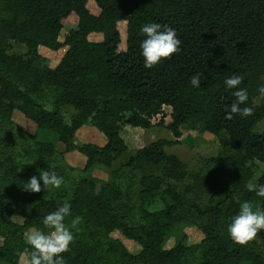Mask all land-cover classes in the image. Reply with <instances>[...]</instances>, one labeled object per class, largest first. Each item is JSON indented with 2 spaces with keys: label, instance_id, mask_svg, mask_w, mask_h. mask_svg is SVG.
Returning a JSON list of instances; mask_svg holds the SVG:
<instances>
[{
  "label": "trees",
  "instance_id": "trees-1",
  "mask_svg": "<svg viewBox=\"0 0 264 264\" xmlns=\"http://www.w3.org/2000/svg\"><path fill=\"white\" fill-rule=\"evenodd\" d=\"M89 2L98 15L90 12ZM72 17L77 27L61 41L64 21ZM122 21L127 23L124 51L118 28ZM147 22L174 28L181 41L177 52L152 68L144 67L140 54V27ZM92 35L101 39L92 40ZM13 44L25 46L27 53H10ZM63 48L66 52L54 67L41 54ZM196 73L199 87L190 84ZM233 73L244 77L239 87L247 88L249 98L241 107L252 111L229 119L226 106L235 98L223 82ZM261 84L264 0H0V126L10 124L18 112L72 151L76 133L91 125L105 143L80 148L87 157L86 171L110 168L128 155V168L141 177L142 200L154 199L165 187L174 202L160 211H142L143 222L132 225L118 212L122 191L115 181L110 188L115 199L111 192L101 195L92 179L76 182L70 196L49 193L42 182L41 191L34 193L23 187L36 174L8 165L0 177V261L21 264L24 258L29 264L32 249L25 232H47L43 216L67 201L71 214L65 223L77 215L82 220L69 251L61 254L65 264H264V230L246 245L234 243L226 230L242 202L264 210V197L246 188L258 175L256 184H264V170L255 163H264V130H256L264 121V97L260 105L255 103ZM44 91L57 107L48 109L37 100ZM62 106L75 111L70 123ZM164 106L172 109L167 128L176 141L191 120L222 138V151L206 160V172L189 174L179 157L168 155L165 147L177 143L173 141L158 140L128 154L120 125L149 129ZM35 145L39 155H55V143ZM0 157V167H5L9 160ZM5 178L7 186L1 183ZM187 180L188 223L202 236L189 245L182 234L165 249L169 233L185 220L178 212L183 196L177 186ZM115 232L140 251L133 253L112 238Z\"/></svg>",
  "mask_w": 264,
  "mask_h": 264
},
{
  "label": "rangeland",
  "instance_id": "rangeland-1",
  "mask_svg": "<svg viewBox=\"0 0 264 264\" xmlns=\"http://www.w3.org/2000/svg\"><path fill=\"white\" fill-rule=\"evenodd\" d=\"M89 10L92 14L98 15L99 9L93 2L88 4ZM77 27V18L72 17L64 21V28L60 37L63 41L64 36L71 30ZM119 31L122 35V43L120 50H126V30L127 23L122 21L118 24ZM92 40H100V35H92ZM67 48L61 49L57 53H50L41 50V54L49 58L48 65L54 67L62 58ZM10 53L25 55L27 48L23 45L13 44ZM38 97V101L45 105L48 109L57 107L52 94L49 91H44ZM262 96L255 99L256 105L262 103ZM66 122L70 123L75 111L71 107L59 108ZM172 109L171 107L164 106L161 114L152 119V126L149 129L133 128L126 124L120 125L121 136L129 147V155L138 148L147 146L158 140H165L167 142H177L174 145H167L165 152L168 155H176L186 165L189 174L197 172H206L208 165L206 160L218 155L222 151V138L216 137L207 132L204 127L197 121L191 120L182 128V137L176 141L171 132L168 130L167 125L171 121ZM28 119H25L20 113L13 114L11 123H4L0 126V155L2 159L9 160L5 167H0V177L4 178L3 173L8 165H15L21 172L27 170L32 171L34 174L39 175V170L54 169L57 174L63 177V182L59 188H49V193H56L59 195L69 194L74 191V184L82 179H92L98 183V191L101 195H106L113 190L112 181L119 184L122 191V198L118 202V212L123 215L127 221L132 224H141L142 211H160L167 206H174L173 199L166 193L165 187L159 191L154 199L144 202L141 198V185L140 175L128 168V155H125L120 160L115 161L110 168L107 167H94L88 171L85 170L87 164V157L80 151L82 146L94 145L102 147L105 143L104 138L100 133L91 125L82 127L77 133L74 142V150L66 151L64 145L56 143L53 136L48 133H41L36 129V126ZM257 131L264 130V121L257 126ZM46 141L56 144L55 155L51 158L39 155L36 151L35 142ZM1 159V157H0ZM12 163V164H11ZM252 163V162H250ZM264 170V163L255 162ZM112 173V174H111ZM257 176L250 183L256 184ZM1 183L5 186L8 185V180L3 179ZM190 183V180L177 186V191L183 196V205L178 207L179 214L185 218L183 222L176 225L173 231L169 233L165 240L164 248L170 249L179 239L182 234H186V243L191 245L197 243L201 239V232L192 228L188 222L189 215V197L185 196V186ZM116 197L114 196L113 199ZM16 221H21L16 218ZM112 238L119 239L123 244L133 253L140 251L136 243H132L125 239L119 232H115ZM1 243V239H0ZM0 264H6L0 261ZM21 264H27L26 259H21Z\"/></svg>",
  "mask_w": 264,
  "mask_h": 264
},
{
  "label": "clouds",
  "instance_id": "clouds-1",
  "mask_svg": "<svg viewBox=\"0 0 264 264\" xmlns=\"http://www.w3.org/2000/svg\"><path fill=\"white\" fill-rule=\"evenodd\" d=\"M143 39L140 41V54L143 57L145 68H152L163 59L170 58L179 50L181 43L174 28L161 25L158 22H147L140 27ZM242 75L233 73L224 79L226 89H231V95L235 98L227 107L226 117L232 118L233 114L246 117L251 114L252 109L246 105L248 101V90L239 87L243 81ZM193 87L200 86V73L190 77ZM257 92L264 97V84L259 85ZM41 182L45 189L59 188L63 177L53 170H39V175L31 176L23 189L25 191L38 193L41 191ZM249 191H254L258 197H264V184H246ZM71 214V204L67 201L59 205L54 211L43 216L42 224L47 232L31 228L25 232L26 244L31 246L29 264H65L62 253L69 251L74 240V230L78 231L81 223L80 216H74L70 224L65 223V218ZM227 233L234 243L246 245L252 241L257 233L264 230V210L254 209L247 201L240 204L235 214L227 225Z\"/></svg>",
  "mask_w": 264,
  "mask_h": 264
}]
</instances>
